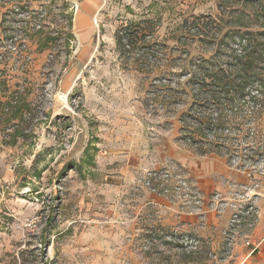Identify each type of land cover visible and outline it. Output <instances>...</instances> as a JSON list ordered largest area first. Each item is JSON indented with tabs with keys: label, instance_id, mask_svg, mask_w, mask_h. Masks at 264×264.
<instances>
[{
	"label": "rangeland",
	"instance_id": "374dc122",
	"mask_svg": "<svg viewBox=\"0 0 264 264\" xmlns=\"http://www.w3.org/2000/svg\"><path fill=\"white\" fill-rule=\"evenodd\" d=\"M219 1L0 0V264H264L259 219L235 230V209L222 204L217 222L171 223L136 201L150 172H169L175 194L178 175L187 178L172 159L178 151L210 149L180 133L197 123L185 117L188 109L180 123L184 104H164L170 99L155 86L172 84L180 100L210 97L183 86L191 73L178 63H163L164 54L185 55L176 50L185 19L218 15ZM80 12L88 16L85 40L76 27ZM32 16L39 32L21 31ZM142 21L161 52L152 73L116 43L120 28ZM191 46L195 56L213 50L197 40ZM215 110L201 105L192 113ZM231 138L213 148L216 156L239 171H264V155L251 159L257 142L246 139L239 149ZM134 153L149 166L131 164Z\"/></svg>",
	"mask_w": 264,
	"mask_h": 264
},
{
	"label": "trees",
	"instance_id": "16d2710c",
	"mask_svg": "<svg viewBox=\"0 0 264 264\" xmlns=\"http://www.w3.org/2000/svg\"><path fill=\"white\" fill-rule=\"evenodd\" d=\"M218 10L216 16L200 15L185 19L180 27V40L176 48L185 55L164 54L163 63L171 66L178 63L182 71L191 73V79L183 86H196L200 92L210 94V97L190 93L188 99L180 100L173 98L176 91L172 84L164 87L161 83L155 88L162 91L164 97H169V101L163 99L164 104L176 101L184 104L185 110L179 113L177 120L181 123L185 117H191L197 127L181 126L180 133L192 138L199 136L205 141L204 145L210 149L203 150L202 147L201 155L216 156L213 148L217 149L218 145L235 136L234 139L240 142L239 149H242L241 142L246 139L252 138L257 142L251 150L252 155L250 154L251 159H256L257 156L264 155V146L260 145L264 135L263 130H259L263 128L260 123L264 120V0H220ZM145 23L147 22L130 23L120 28L116 34V43L122 55L130 57L134 54L135 62L142 66L148 64L152 73L160 67V62L154 59L161 52L157 49V43L147 40L146 37H152L153 33ZM37 25L32 16L19 29L24 32L33 31ZM2 27L4 23L1 18L0 28ZM38 32L39 30L33 31L34 34ZM1 37L0 33V42ZM186 37L190 38L183 41ZM196 40L204 47L212 45L213 50L209 55H192L191 43ZM131 46V49L128 48ZM222 58L225 60H221ZM165 72L168 73V70ZM162 87L164 91L160 89ZM248 95L251 97L246 100ZM201 105L215 106L216 110L211 114L192 113L196 106ZM187 109L188 116H185ZM210 135L216 141L210 140Z\"/></svg>",
	"mask_w": 264,
	"mask_h": 264
},
{
	"label": "crops",
	"instance_id": "0c3cea01",
	"mask_svg": "<svg viewBox=\"0 0 264 264\" xmlns=\"http://www.w3.org/2000/svg\"><path fill=\"white\" fill-rule=\"evenodd\" d=\"M88 11V10H87ZM87 20L88 16L85 12H80L76 20V27L79 30L80 37L86 39L87 35ZM173 145V143H172ZM175 152L173 153V155ZM172 155V156H173ZM178 160H174L180 164L184 174L189 183L196 187L202 194V201L197 204L195 199L186 201L185 199L179 201H171L168 197L161 194H156L147 188L139 191L141 194L137 197V202L140 207L155 206L165 212L167 221L171 223L178 222L185 225H196L200 223V219L207 217L215 222L219 221L215 213L221 212V209H216L218 206L222 207L224 204L230 211L233 208L232 204L238 195H243L247 192L254 194L256 207L259 213V223L255 234H261L264 230V177L254 174L252 171H239L232 166H229L221 161L218 156H198L193 152L186 150L178 151ZM132 159L131 164H138L142 162L135 153L129 156ZM145 165L146 162H142ZM149 166V165H145ZM251 172V173H249ZM261 180V181H260ZM260 182L259 189H255L252 184ZM215 210H214V208ZM226 209V208H225ZM168 210L172 213H168ZM227 210V211H229ZM226 211V212H227ZM229 211V212H230ZM171 217V218H169ZM214 222V223H215Z\"/></svg>",
	"mask_w": 264,
	"mask_h": 264
},
{
	"label": "built area",
	"instance_id": "2783aa9c",
	"mask_svg": "<svg viewBox=\"0 0 264 264\" xmlns=\"http://www.w3.org/2000/svg\"><path fill=\"white\" fill-rule=\"evenodd\" d=\"M252 168L255 169L254 166ZM254 171L260 176L264 175V171ZM178 177H180L178 184L174 187V192L177 194L178 198L185 199L186 201L195 199L197 204H200L202 201V194L199 190L196 187H193L187 179L182 178L181 175H178ZM170 178L171 175L167 171L150 172L147 177L146 188L156 194L165 196L175 195L168 187V181ZM232 208L233 210L235 209L232 218L235 230L237 227L242 228L243 226H248L253 228L255 226L257 220L259 219V213L256 207L254 194L250 195L249 192H247L243 195H238L232 204ZM246 244L248 246L251 245L249 241Z\"/></svg>",
	"mask_w": 264,
	"mask_h": 264
}]
</instances>
